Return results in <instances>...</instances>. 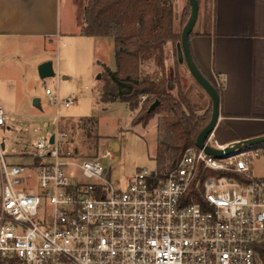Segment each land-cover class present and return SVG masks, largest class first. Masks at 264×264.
<instances>
[{"label": "built area", "instance_id": "built-area-1", "mask_svg": "<svg viewBox=\"0 0 264 264\" xmlns=\"http://www.w3.org/2000/svg\"><path fill=\"white\" fill-rule=\"evenodd\" d=\"M46 94L57 107L76 102ZM58 118L24 148L29 163H10L0 139V264H264V177L252 172L264 147L217 158L195 144L174 168H140L117 188L102 162L115 152L79 156ZM7 119L0 106V127Z\"/></svg>", "mask_w": 264, "mask_h": 264}, {"label": "crops", "instance_id": "crops-1", "mask_svg": "<svg viewBox=\"0 0 264 264\" xmlns=\"http://www.w3.org/2000/svg\"><path fill=\"white\" fill-rule=\"evenodd\" d=\"M85 1L0 0V106L5 111L3 102L18 99L15 84L17 86L19 80L22 83L28 81L33 65L39 68L43 62L52 61L55 72H61L63 60L76 64L88 54L94 57L93 52L97 47H106L104 62L101 61L102 56H95L93 61L106 64L111 69L116 68L114 38L81 33ZM169 1L175 7L177 23L188 0ZM199 2L200 11L202 3L205 8L201 22L198 18L196 23L199 30L190 40L192 54L204 74L223 86L220 117L214 134L223 144L262 135L264 0ZM206 26L207 29H203ZM51 48H55L54 54ZM109 54L114 58L115 66L108 60ZM95 68L97 71L98 66ZM62 72L65 73V70ZM76 75L69 73L63 75V79L71 80ZM142 104L143 100L140 107ZM138 112L139 109L134 110L133 115ZM57 115L60 122L61 116L59 113ZM156 126L152 123L147 127Z\"/></svg>", "mask_w": 264, "mask_h": 264}, {"label": "rangeland", "instance_id": "rangeland-1", "mask_svg": "<svg viewBox=\"0 0 264 264\" xmlns=\"http://www.w3.org/2000/svg\"><path fill=\"white\" fill-rule=\"evenodd\" d=\"M204 8L205 5L202 3V11H200L201 5L199 8V23ZM190 12L189 1H187L180 21L176 23L179 32H182L183 20L187 18V14L190 16ZM203 29H207V26ZM194 30H199V24ZM51 53H55V48H51ZM93 53L94 57L91 58L88 54L76 64L74 61L63 60L61 72H55L54 76L45 79L40 78L38 68H34L33 65L28 81L22 83L19 80L17 86L15 84V92L16 87L18 89V99L3 102L9 116L7 127H0V139L2 142L5 139L7 143L6 148L9 154L7 160L10 163H29L30 158L22 155L24 148L52 133L56 126L55 115L59 113L61 116L59 129L68 134L64 142L66 148L76 151L82 157H95L106 148L112 149L116 154L114 160L103 159L102 162L109 168V177L115 187L123 188L138 169L157 168L155 160L158 145L157 127L159 118L165 113L156 114L145 126L142 123L133 125L132 120L138 113L134 116L127 104L121 101L104 104L99 99L97 91L98 76L103 69H100L102 65L95 63L93 59L95 60V56H102L101 61L104 62L107 56L106 47H97ZM108 60L115 66L114 58L110 54ZM106 63L109 64L108 61ZM166 64L167 72H170L172 80L178 73L183 91L186 92L199 114L212 109L209 95L194 81L186 64L178 61L177 46L171 45L168 49ZM95 66H98L97 71ZM64 70L65 73L62 72ZM143 71L157 79L162 78L160 68L152 60L143 65ZM69 73L78 75L71 80H64L63 75ZM46 88H50L61 98L75 97V104L69 107L52 105L49 103ZM171 92L177 96L178 84L175 79L171 85ZM35 98H40V107L33 104ZM141 100L144 101L143 98ZM152 123L157 126L147 127ZM252 172L257 177L264 176V151L255 158ZM1 191L0 181V197Z\"/></svg>", "mask_w": 264, "mask_h": 264}, {"label": "trees", "instance_id": "trees-1", "mask_svg": "<svg viewBox=\"0 0 264 264\" xmlns=\"http://www.w3.org/2000/svg\"><path fill=\"white\" fill-rule=\"evenodd\" d=\"M82 17L83 35L114 38L116 68L102 64L103 71L97 85L99 99L104 103L124 102L132 111L139 109L132 120L133 125L142 123L145 126L156 114L165 113L158 121L155 160L159 172L174 168L184 151L195 145L198 134L210 120L212 109L204 114L198 113L183 91L178 73L173 78L178 84L177 96L171 92L173 82L167 72V54L170 46H177L181 40L173 3L169 0H86ZM187 18H184L183 26ZM194 35L195 30L190 40ZM149 60L160 68L162 78L144 73L143 65ZM211 82L218 89L221 105L223 86ZM143 96L146 99L140 107ZM156 100L160 104L149 111ZM258 146L264 147V143L252 147ZM206 174L220 176L224 172L210 170ZM228 174L239 177L235 172Z\"/></svg>", "mask_w": 264, "mask_h": 264}, {"label": "water", "instance_id": "water-1", "mask_svg": "<svg viewBox=\"0 0 264 264\" xmlns=\"http://www.w3.org/2000/svg\"><path fill=\"white\" fill-rule=\"evenodd\" d=\"M191 5L190 16L185 23L182 32L181 40L177 43V55L179 62L186 64L190 74L196 80V82L204 89V91L209 95L212 103V112L208 124L200 131L198 134L195 144L204 148L205 151L217 158H223L237 153L238 151L252 147L261 143H264V134L253 136L250 138L238 140L230 143L225 149L215 148L210 145H206L207 137L214 132V129L218 123L220 117V95L216 86L211 82V80L204 74L201 68L198 66L197 62L194 60L191 44L190 35L193 32L196 23L198 21L200 2L199 0H188ZM39 76L41 79L48 78L55 75V70L52 61H45L40 64L38 68ZM100 74L98 78H100ZM173 82V80L171 79ZM35 106L40 107V98H35L33 100ZM160 104L159 100H156L150 105L149 111H152L155 107ZM51 141H54V136H52Z\"/></svg>", "mask_w": 264, "mask_h": 264}]
</instances>
